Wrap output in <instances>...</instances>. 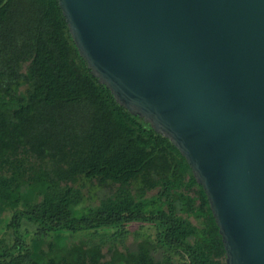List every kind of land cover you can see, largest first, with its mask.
Segmentation results:
<instances>
[{
  "label": "trees",
  "instance_id": "trees-1",
  "mask_svg": "<svg viewBox=\"0 0 264 264\" xmlns=\"http://www.w3.org/2000/svg\"><path fill=\"white\" fill-rule=\"evenodd\" d=\"M81 179L116 186L77 212ZM133 223L155 236L129 248ZM0 264H227L186 157L92 73L59 0H0Z\"/></svg>",
  "mask_w": 264,
  "mask_h": 264
},
{
  "label": "water",
  "instance_id": "water-1",
  "mask_svg": "<svg viewBox=\"0 0 264 264\" xmlns=\"http://www.w3.org/2000/svg\"><path fill=\"white\" fill-rule=\"evenodd\" d=\"M92 73L202 184L227 264H264V0H59Z\"/></svg>",
  "mask_w": 264,
  "mask_h": 264
},
{
  "label": "rangeland",
  "instance_id": "rangeland-1",
  "mask_svg": "<svg viewBox=\"0 0 264 264\" xmlns=\"http://www.w3.org/2000/svg\"><path fill=\"white\" fill-rule=\"evenodd\" d=\"M84 183L83 190L85 193V200L76 207L77 212L81 211L82 206L89 205H97L101 198L107 194H110L113 189H115L116 185L110 186H99L97 180L89 181L81 179L79 183ZM130 233L127 235L125 240V245L129 246V248H134L136 243L141 240L146 234H151L155 236V230L149 224H144L142 227L139 223H133L130 226ZM86 230L80 231L78 233L73 234L70 240H79L80 237H83L86 234ZM138 232L141 235L137 234ZM120 247L124 249V245L121 244Z\"/></svg>",
  "mask_w": 264,
  "mask_h": 264
}]
</instances>
